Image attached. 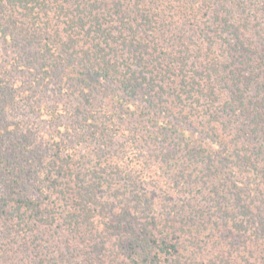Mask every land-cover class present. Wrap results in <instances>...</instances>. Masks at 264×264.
Returning <instances> with one entry per match:
<instances>
[{"label":"trees","instance_id":"obj_1","mask_svg":"<svg viewBox=\"0 0 264 264\" xmlns=\"http://www.w3.org/2000/svg\"><path fill=\"white\" fill-rule=\"evenodd\" d=\"M0 36L45 74L70 60L114 84L159 125L124 148L91 127L101 152L49 134L33 170L8 159L0 264H238L231 235L251 224L242 243L264 251V0H0Z\"/></svg>","mask_w":264,"mask_h":264},{"label":"rangeland","instance_id":"obj_2","mask_svg":"<svg viewBox=\"0 0 264 264\" xmlns=\"http://www.w3.org/2000/svg\"><path fill=\"white\" fill-rule=\"evenodd\" d=\"M38 63L40 59L35 48L16 38L0 36V78H6L9 84L0 90V192L2 166H9L10 159L12 169L16 168L17 173L21 166L24 170H33L37 156L44 153L41 142L49 134L66 133L67 146L83 153L106 148L102 145L104 140L96 132L97 135L90 134L91 127L97 132H107V144L108 140H112L116 147L124 148L132 145L131 142L135 143L134 139L148 136L159 126L149 119L144 105L137 98L126 96L112 83L100 82L92 77L84 79L77 74L70 60L54 66L48 74L37 67ZM135 105L140 109L133 113ZM51 116H54L53 120ZM84 116L91 117L89 123L83 120ZM110 124H114L117 131ZM194 140L204 143L201 138ZM143 145L146 146V143L137 144L138 147ZM166 147L170 156L185 155L176 146L168 144ZM186 171L193 177H206L204 169L192 167ZM27 174L29 176L30 173ZM21 180L23 192L31 194V179L24 176ZM257 198L258 202L262 201V195ZM239 217L228 221L237 222L240 226ZM215 220L219 223L226 221L225 218ZM251 225L243 226L237 230V235H231L234 238L231 243L239 241L238 245L242 246L236 253L238 264H258L264 258V251L255 255L242 243L245 239L252 241L257 237Z\"/></svg>","mask_w":264,"mask_h":264}]
</instances>
